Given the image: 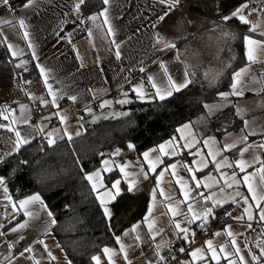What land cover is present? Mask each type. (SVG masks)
Here are the masks:
<instances>
[{
  "label": "crops",
  "instance_id": "obj_1",
  "mask_svg": "<svg viewBox=\"0 0 264 264\" xmlns=\"http://www.w3.org/2000/svg\"><path fill=\"white\" fill-rule=\"evenodd\" d=\"M95 1L99 7L83 18V23L80 25H84V33L78 37H72V34L76 26L74 23L75 6L81 3L80 0H37L36 5L28 9L21 7L24 1L15 7L10 6L11 11L8 7L0 5V19L11 21L14 18H24L28 26L27 29L16 27V30L12 31L11 29L15 25L5 24L0 29V36H5L6 40H0V47L5 49L10 58L14 57L11 56V50L7 44L23 49L24 55L16 57V67L21 61H25L28 68L32 62L38 74L36 79L21 81L22 87L12 84L9 87L0 88V110H15L14 113H6L10 117L14 116L15 122L12 119L5 121L0 118V124L7 125V127L0 128V160L18 148L14 130L20 131L22 137L28 142L34 139L38 140L40 137H42L41 142H47L44 133L39 131L40 128H44L46 131L55 129L56 134L53 138L62 139L65 130L71 136L82 131L86 119L90 115L88 108H91L93 113L101 111L100 104L108 100L112 103L103 111H114L113 104L123 99L128 93L140 99L133 91L135 86L143 87L147 95L140 100H146L155 93V89L152 88L153 82H156L157 86H162L161 82L167 83L169 77L177 83L182 82L185 79V73L191 69L199 68L202 80L216 79L233 59L232 55H224L223 50L227 47V42L233 36V32L239 28L242 30V50L245 62L233 71L230 84L233 74L243 70L238 87L244 89V94L242 96L229 95L227 100L220 99L203 104L207 116L214 115L231 106L234 117L240 120L239 126L226 130L218 136L203 133L198 135L192 125L189 129L178 133L177 128L188 121L182 122L176 126L171 137L140 153L125 152L119 148V155L102 158L98 167L88 172L99 171V179L94 178L88 183L104 185V188L100 189L99 196L107 201L106 205L101 203L98 193H94L106 219H111L113 216V200L103 196V193L105 190L111 189V185L117 180L121 182L119 185L121 192L123 189H127L131 178L138 177L136 192L144 193L147 199L146 207L140 217L113 233V242L101 245L93 255V257H99L100 264H150V262L153 264L161 257L164 259L174 255V250L167 246L169 241L175 242L180 264H216V261L210 259L211 254L206 251V241L212 240L213 246L217 247V250L219 246L223 245L231 252L232 246L230 238L225 232V226H230V230L236 234L233 238L237 241L248 264H252L245 249V241L253 251H257V242L260 243V247L264 248V239L256 241L251 239L248 234L247 225L250 221L247 216L252 215L255 217L253 220L259 221V209L255 206L249 207V204L244 203L243 200H240L239 203L233 202L230 193L234 192V189H228L224 193L226 202L214 209V215L208 218L207 224L203 228L199 222L193 223L191 226L183 223V217H174L172 211L178 207L181 212H187L186 204L180 203L182 200L180 186L175 183L178 177L187 180L189 173L185 170V165L200 168L202 165L198 162L202 159H210L208 153L217 151L222 152L227 158L226 162L222 161V163H231L240 158L238 149L243 146L238 144L237 149L225 151L224 144L237 143L242 135L248 136L249 144L264 143V38L259 35V31L251 33L253 38L259 40L260 43L246 46L244 37L250 34V25L243 24L238 17L227 23H222V18L211 19L207 14L192 9L191 6L195 5L196 1L199 6L203 4V0H180L178 4L171 7V10H169L168 4H161L159 0H109L108 5H105L103 0ZM245 4H247V8L243 11L246 17L250 21L256 22L260 30H264V12L260 11L264 9V0H258L252 4L242 3L232 12ZM104 8L108 9V21L113 29L115 42L121 46L120 59L115 56V44L111 42L113 37L107 33L108 25L103 24V18H97L95 21L89 19V17L99 14ZM165 12H168L165 19L158 21V17ZM232 12L226 16H230ZM233 20H236L240 26L237 27ZM16 23L18 24V19ZM153 24H156L155 28H153ZM89 29H92L91 36L88 34ZM25 30L30 32V39L39 56L40 64L55 74L62 93L61 98L57 101L58 107L50 102L51 97L47 93L36 62L31 56L32 49L28 48L27 41L23 38L22 33ZM154 34H158V38H154ZM167 44H175V48H167L162 51ZM249 47L251 48V60L248 59ZM17 68L25 70L23 67ZM134 72L144 75V79H133ZM18 78L20 79V77ZM229 91L230 85L226 92ZM71 96H76L77 100L73 102L69 99ZM39 97L47 98L49 104L42 106L39 103ZM25 98L42 106L45 111L37 121L28 119V124L19 121L21 105L26 106L24 114L29 118V109L24 101ZM205 104L221 105V107L209 113L208 109L204 107ZM237 109L240 110V114H237ZM54 113H59V115L53 116ZM50 116L53 118L44 119ZM60 116L64 117L63 121L60 120ZM223 121L224 117L219 118L217 122ZM245 123H247V127H245ZM10 128L14 130H9ZM253 131L256 134L250 135ZM189 133L195 134L193 143L207 138H211L215 143L198 144L196 150L199 154L195 158L189 155L187 150L178 149V155L162 157L163 164L157 162L156 157L161 156V153L158 150L153 151V149H158L159 144L169 141L172 137L179 140L181 135ZM22 144L26 143L20 145ZM145 151L149 152L147 160L142 155ZM253 157L257 161L264 160V149L254 147L244 153L243 159L251 162ZM103 159L108 160L107 169L102 163ZM194 159L197 162L195 164ZM149 161L157 165V172L150 173L147 178L139 177L141 168L148 171ZM171 163L178 165L175 170L177 176L174 177L171 174V169L164 172L163 176H159L158 173ZM253 170L258 171L259 165L249 169V171ZM225 171H236L239 174V170L235 168H226ZM110 172H115V175L107 181L105 176ZM209 173H213V175L209 176ZM197 177L207 178L201 179L202 185L204 183L213 184L218 178V173L209 164L203 172L197 173ZM228 179L230 180L231 177L229 176ZM213 190L218 191V189ZM201 191L206 195L209 194L207 189L201 188ZM239 191L243 195H249L243 186L239 188ZM34 194L36 193L13 199L8 192L5 193L3 189H0V225L4 226L0 229L4 233L3 236H0V258L12 256L14 259L11 264H69L50 231L53 224L49 223L47 214L41 212L38 205L31 207L33 212L38 213L35 218L25 216L22 210L14 211V203L18 204L20 200ZM166 197L175 199L166 201ZM209 206H212L211 203ZM105 207L112 213L110 218L105 215ZM245 208H248L247 213L244 211ZM226 213L230 215H226ZM242 215L245 218L241 221L233 219ZM146 217L149 219L146 220ZM220 218H229L230 221L197 240V237L206 230L208 225ZM174 220L181 221L182 227H190L195 233L194 239L189 236L191 243L186 242L182 235L178 234ZM25 221L28 222L26 227L17 232L10 231V228ZM259 222L261 223L259 233L261 235L264 232V222ZM149 224H152L153 228L160 229L159 233L150 232ZM134 226H137L135 231H133ZM218 232L220 235H214ZM137 236L140 238L138 239ZM116 237L121 238L119 242ZM9 244L13 245L11 250L8 248ZM156 245H161V247L156 248ZM29 247L32 249L31 252H25L23 256L19 255ZM105 247L110 249L108 253L103 251ZM121 248L124 251H121ZM181 248L184 249L183 252L180 251ZM196 248H201L202 252L198 253L197 257L190 256V253ZM219 255L221 257L220 264H227V260L223 259L224 254L220 253ZM201 256L206 258L201 260L199 259ZM231 258L234 261L237 260L235 256ZM93 264H96L94 260Z\"/></svg>",
  "mask_w": 264,
  "mask_h": 264
},
{
  "label": "trees",
  "instance_id": "obj_2",
  "mask_svg": "<svg viewBox=\"0 0 264 264\" xmlns=\"http://www.w3.org/2000/svg\"><path fill=\"white\" fill-rule=\"evenodd\" d=\"M25 0H10V6L20 5ZM258 0H203L198 6L196 1L192 9L207 14L211 19H220L236 7ZM95 0H84L74 11V33L78 37L84 33L83 18L99 7ZM238 26V22L233 20ZM215 24V23H214ZM224 55H232L231 63L212 81L200 79V69L188 71L192 81L179 92H175L164 101L137 99L128 93L122 100L129 101L113 104L114 112L129 113L128 116L101 120L96 123L85 122L81 135H72L56 140L54 145L46 141L31 140L20 145L15 151L0 160V177L6 178V187L13 199L31 193H39L56 223L50 231L64 255L71 264H93L92 257L104 244L113 242L112 234L126 227L140 217L146 207V195L142 192L127 193L122 190L113 205V216L106 219L90 184L84 179L77 167L79 157L85 172L98 167L102 157L100 153L115 148L140 153L171 137L178 124L191 122L198 135H220L226 130L237 128L232 107L207 116L205 102L218 101V93L229 88L231 75L245 62L242 50V30L236 29L227 42ZM16 58H10L0 47V88L12 85L15 77L23 80L37 78V71L31 62L27 71L17 68ZM88 116V115H87ZM224 117L223 122H217ZM229 121V122H227ZM131 142L135 148L128 149ZM115 172L106 174L108 181Z\"/></svg>",
  "mask_w": 264,
  "mask_h": 264
},
{
  "label": "snow or ice",
  "instance_id": "obj_3",
  "mask_svg": "<svg viewBox=\"0 0 264 264\" xmlns=\"http://www.w3.org/2000/svg\"><path fill=\"white\" fill-rule=\"evenodd\" d=\"M36 2L37 0H25V2L23 3L21 7L24 9L32 8L36 5ZM80 2L83 3V0H80ZM159 2L161 4H168L169 10H171V7L178 4L180 0H170V2L169 0H159ZM103 3L105 5H108L109 0H103ZM0 5L8 7L11 11L10 0H0ZM79 6L80 5L77 4L75 7L78 9ZM246 8H247V4L242 5L240 8H237L234 12H232L230 16H223L222 23H227L229 20L238 17L239 20L243 24L250 25V28H249L250 34L244 37L246 46L256 45V44H259L260 41L254 39L251 33H256L259 31V35L262 38H264V30H260L256 22L250 21L246 17L243 11V9H246ZM260 11L264 12V9H261ZM167 15H168V12H165L163 15L158 17V21H163ZM97 18H103V24L108 25L106 31L110 36L113 37L111 42L115 44V56L117 59H120L121 57L120 47L121 46L119 43L115 42L114 32L108 21V9L104 8L101 10L99 14L89 17V19L93 21H95ZM17 19H18V24L16 23ZM81 23H83V21ZM5 24L15 25V27L11 29L12 31H15L16 27L23 28V29H27L28 27L24 18H14L11 21H5V20L0 19V29H2ZM155 27H156V24H153V28ZM91 33H92V29H89L88 30L89 36H91ZM22 35H23V38L27 41L28 48L32 49L31 56L33 60L36 62V67L38 68L39 73L43 79V83L46 85L47 93L51 97L50 102L51 104L56 105L58 107L57 101L61 98L62 93L59 88L58 81L56 80L55 74L51 72L50 70H47L43 65L40 64L39 56L36 54L34 50L33 42L30 39V32L25 30L22 33ZM154 38H158V34H154ZM0 40H6V37L0 36ZM7 47H9V49L11 50L10 54L14 58L21 57L24 55L23 49L15 48L12 44H7ZM167 48H175V44L165 45V49H162V51L166 50ZM248 52H249L248 59L251 60L252 57H251L250 47L248 48ZM26 63L27 62L25 61H21V63L18 64L17 67H23L25 71H27ZM141 71H143V69H141ZM242 71L243 70L238 71L233 74L232 83L230 84L229 92L218 93L219 97L222 100H227L229 95L242 96L244 94V89L241 87H238V81H239L240 76L242 75ZM149 79L151 80L152 78L150 77ZM191 82L192 81L189 79L187 72L185 73V79L179 83L172 80L171 77L168 78L167 83L161 82L162 86H157V83L153 82L152 88L155 89V93L151 97V99L162 102L166 100L167 98L172 97L175 92H179L182 89L186 88L188 84H190ZM133 91L137 94V97L140 99H144L145 96L147 95L146 92L143 90V87L139 85L135 86L133 88ZM34 99H37V98H34ZM69 99L75 102L77 100V97L71 96L69 97ZM38 100L42 106H47L49 104V100L45 97H39ZM128 102L129 101H126V100L119 101L120 104H125ZM111 103L112 102L108 100L103 101L100 104L101 111L99 114L93 113V110L91 108H88V112L91 115V120L89 121V123H96L101 120H109L112 118H120V117H125L129 115V113L127 112H124V113L114 112V111L104 112L103 109H105L107 106H110ZM204 107L208 109L209 113H211L213 110L221 107V105L205 104ZM25 109H26L25 105L20 106L21 115L19 117V121L23 124H28L29 118L24 114ZM9 112L14 113L15 110H10V109L0 110V118L4 119L5 121L12 119L13 122H15L14 116L10 117V115L6 114ZM237 114H240L239 109H237ZM57 115H59V113L53 114V116H57ZM52 118L53 117L50 116L44 119L50 120ZM60 120L63 121L64 117L60 116ZM190 126H191V122H186L177 128V132L180 133L183 130H187L190 128ZM4 127H7V125L0 124V128H4ZM245 127H247V123H245ZM9 130H14V129L10 128ZM14 131L17 137V147H19L21 143L28 142L27 139H24L22 137L20 131L18 130H14ZM39 131L44 133L45 138L47 139V143L50 146L56 143V139L53 138L56 134L55 129H53L52 131H46L44 128H40ZM255 134H256L255 131L250 133V135H255ZM76 135L79 136L81 135V133L77 132ZM61 138H67L69 141H71L73 137L69 133H67V131L65 130L64 137H61ZM194 140H195V134L189 133L188 135H181L179 137V140H177L176 137H172L169 141L159 144L158 149H153V151L158 150L161 153V156L156 157L157 162L159 164H163L164 161L162 157L178 155L179 154V152L177 151L178 149L187 150L189 155L195 158V156L199 154L196 150L198 144L203 143L204 145H208L210 142L215 143V141H213L211 138L202 139V141H196L195 143H193ZM238 144L243 146L238 149V155L240 158L233 160L231 163H222V161L226 162L227 158L222 154V152L217 151V152L208 153V156L210 157V159L200 160L198 162L199 164L202 165V167L200 168H195L193 166L185 165V170L189 173L187 180H185V178L183 177H178L175 180V183H177L180 186V190L182 194V200L180 201V203L186 204L187 212L186 213L181 212L179 208L177 207L176 209H173L172 211V215L174 217L182 216L183 217L182 222L188 224L189 226H191L193 223L199 222L200 226L203 228L204 226H206L208 218L214 215V209L222 206V204L226 202L224 198V193L228 189H234V192L230 193V195L232 196L233 202L239 203L240 200H243L244 203L249 204V207H252V206L257 207L259 209V217H258L259 221L264 222V203H262L264 202V160L257 161V159L253 157V160L249 162L243 159L244 153L248 152L250 149L254 147H259L261 149H264V143H261L259 145L249 144L248 136L242 135L241 139L237 143H225L224 150L227 151L231 149H237ZM126 146L128 149L135 148V146L131 142H128ZM119 153H120V149L117 147L113 151L100 153V156L104 158V157L116 156V155H119ZM142 155L144 159L147 160L149 157V152L145 151ZM76 163H77V167L80 168V171L82 175L84 176L85 180L91 182L93 181L94 178H96L97 180L99 179V176H100L99 171L93 172V173H87L84 171L83 165L81 164L79 157H76ZM102 163L105 166V169H107L108 160L103 159ZM195 163L197 162L194 159V164ZM209 164H211L215 168L216 173H218V178L215 179L213 184L204 183L202 185L201 179H207V178L206 177L198 178L197 173L203 172L204 169L209 166ZM257 164L259 165L258 171L256 170L249 171L250 168H254V166ZM177 167L178 165L176 163H171L165 166L158 173V175L163 176L164 172H168L171 169L172 170L171 174L175 177L177 176V173L175 171ZM226 168L238 169L239 174L236 171L227 172L225 171ZM156 172H157V165L149 161L148 171H144L143 168H141V171L138 175L139 177L147 178L150 173H156ZM212 175L213 173H209V176H212ZM229 176L231 177L230 180L228 179ZM137 179L138 177H133L129 180L128 186L126 189L127 193L131 194L138 190ZM120 183L121 182L119 180L114 182L111 185V189H107L104 191L103 196L110 197L111 200L115 201L117 197L120 195V188H119ZM90 186L93 192L98 193V198L101 199V203L106 205L107 201L99 196L100 189L104 188V185L102 183H100L99 185L97 183H91ZM241 186L247 189V192L249 195H243L239 191V188ZM201 188L207 189L209 194L206 195L205 192L201 191ZM0 189H3L5 193L8 191L6 187V178L4 177H0ZM213 189H218V191H214ZM161 194L163 195V193ZM165 199L166 201H168V200H172L175 198L166 197ZM250 201L251 203H249ZM210 203L212 206H209ZM37 205L39 206V209L41 212H44L47 214L49 218V223L55 224L56 220L53 217L52 212L48 210L47 205L44 203L39 193L30 195L27 198L20 200L18 204L14 203L13 209L16 212H19L22 210L25 216L35 218L37 217L38 213L33 212L31 210V207L37 206ZM244 211L245 213H247L248 208H245ZM105 215L109 218L112 215L111 211L107 207H105ZM226 215H230V214L226 213ZM244 218L245 217L242 215L240 217H234L233 219L237 221H241ZM145 219L147 220L149 218L146 217ZM247 219L248 221H252L253 219H255V217H253L252 215H248ZM173 222H174V226L178 234H181L186 242L191 243L192 241L189 240V236L193 237L194 239V235H195V233L191 230V228L182 227L181 221L174 220ZM27 223L28 222L25 221L23 223L17 224L15 227L10 228V231L17 232L19 229L26 227ZM3 227H4L3 225H0V229H2ZM136 227L137 226L133 227V231L136 230ZM148 227H149L150 232L152 233L158 234L160 231V229L153 228L152 224H149ZM247 228L251 230L252 224L248 223ZM225 232L227 236L230 238V244L232 246V251L229 252L228 249L224 247L223 245L219 246V249L217 250V247L213 246V241L207 240L206 241V246H207L206 251L211 254L210 259L213 261H216V264H220L221 257L219 254L223 253L224 254L223 259L227 260V264H248L247 260L242 254V250L239 248L237 244V241L233 238L236 234L230 230V226H225ZM3 235L4 233L0 231V236H3ZM214 235H220V233L218 232V233H215ZM261 236L264 237V232L261 233ZM137 238L139 239L140 237L137 236ZM120 239H121L120 237H116V240L118 242L120 241ZM12 246H13L12 244L8 245L9 250H11ZM160 247L161 245H156V248H160ZM45 248H47L46 245H45ZM256 248H257V251H253L252 247L245 241V249L247 250L249 254L252 264H262V261H264V248L260 247L259 242H257ZM31 251L32 249L31 247H29V248L24 249L23 252H21L19 255L23 256L25 252H31ZM103 251L105 253H108L110 249L105 247ZM121 251H124V249L121 248ZM180 251L183 252L184 249L181 248ZM200 252H202V249L196 248L190 253V256L197 257V254ZM49 256H51L50 253H49ZM233 256L237 257L236 261H234L231 258ZM51 258L55 259L54 257H51ZM205 258L206 257L204 256L199 257V259L201 260H204ZM13 259L14 258L12 256L0 258V264H11ZM92 259L96 262V264H100L99 257H93ZM162 260H163V257L160 258V261ZM69 264H71V262H69ZM158 264H159V261H158Z\"/></svg>",
  "mask_w": 264,
  "mask_h": 264
},
{
  "label": "built area",
  "instance_id": "obj_4",
  "mask_svg": "<svg viewBox=\"0 0 264 264\" xmlns=\"http://www.w3.org/2000/svg\"><path fill=\"white\" fill-rule=\"evenodd\" d=\"M132 78L133 79H144V75L140 74L139 72H134L132 74ZM12 84L15 86H19L22 87V83L21 80L18 77L13 78L12 80ZM25 103L28 106L29 109V120L30 121H37L38 118L44 114V109L42 106L38 105L35 102L30 101L28 98L24 99ZM38 142L42 141V137H40L38 140ZM229 218H220L219 220H217L216 222H214L213 224H210L206 227V230L201 233L198 237V239H201L205 234H208L209 232L223 226L225 223L229 222ZM249 223L252 224V228L251 230L248 229V234L250 235L251 239L256 241L257 239H264V237H262L259 233H260V229H261V223L259 221H250ZM167 246L169 248H171L172 250H174V255L173 256H167L166 258H164L162 261L159 260V264H180L179 261V253L177 252V249L175 247V242L173 241H169L167 243ZM153 264H158V261L153 263Z\"/></svg>",
  "mask_w": 264,
  "mask_h": 264
},
{
  "label": "water",
  "instance_id": "obj_5",
  "mask_svg": "<svg viewBox=\"0 0 264 264\" xmlns=\"http://www.w3.org/2000/svg\"><path fill=\"white\" fill-rule=\"evenodd\" d=\"M109 111H113V110H104V112H109ZM99 113H100V111L95 112V114H99ZM90 120H91V115H89V116L87 117L86 122H89Z\"/></svg>",
  "mask_w": 264,
  "mask_h": 264
},
{
  "label": "rangeland",
  "instance_id": "obj_6",
  "mask_svg": "<svg viewBox=\"0 0 264 264\" xmlns=\"http://www.w3.org/2000/svg\"><path fill=\"white\" fill-rule=\"evenodd\" d=\"M218 64H220V63H218ZM210 77H212V76H210Z\"/></svg>",
  "mask_w": 264,
  "mask_h": 264
}]
</instances>
